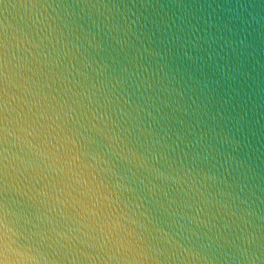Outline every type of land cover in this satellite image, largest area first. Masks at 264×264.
Instances as JSON below:
<instances>
[{
  "label": "water",
  "instance_id": "1",
  "mask_svg": "<svg viewBox=\"0 0 264 264\" xmlns=\"http://www.w3.org/2000/svg\"><path fill=\"white\" fill-rule=\"evenodd\" d=\"M0 264H264V0H0Z\"/></svg>",
  "mask_w": 264,
  "mask_h": 264
}]
</instances>
